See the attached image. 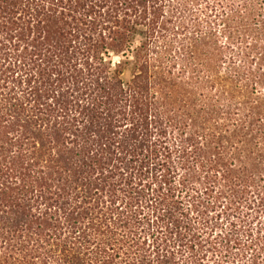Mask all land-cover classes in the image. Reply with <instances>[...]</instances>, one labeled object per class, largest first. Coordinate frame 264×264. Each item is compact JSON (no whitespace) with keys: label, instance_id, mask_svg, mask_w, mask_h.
Returning a JSON list of instances; mask_svg holds the SVG:
<instances>
[{"label":"trees","instance_id":"obj_1","mask_svg":"<svg viewBox=\"0 0 264 264\" xmlns=\"http://www.w3.org/2000/svg\"><path fill=\"white\" fill-rule=\"evenodd\" d=\"M0 264H264V0H0Z\"/></svg>","mask_w":264,"mask_h":264},{"label":"rangeland","instance_id":"obj_2","mask_svg":"<svg viewBox=\"0 0 264 264\" xmlns=\"http://www.w3.org/2000/svg\"><path fill=\"white\" fill-rule=\"evenodd\" d=\"M112 59H113V61L115 62V61H118L119 57H117V56H113ZM129 71H130L129 68H125V69H124V72H123V77H124V78H127V77H128V75H129Z\"/></svg>","mask_w":264,"mask_h":264}]
</instances>
